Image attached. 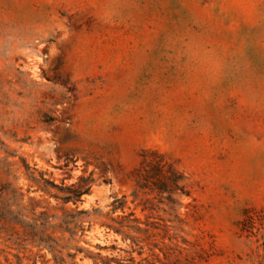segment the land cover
Returning <instances> with one entry per match:
<instances>
[{"label": "rangeland", "instance_id": "obj_1", "mask_svg": "<svg viewBox=\"0 0 264 264\" xmlns=\"http://www.w3.org/2000/svg\"><path fill=\"white\" fill-rule=\"evenodd\" d=\"M144 151L183 174L180 206L131 196ZM6 155L22 197L0 264H56L25 223L74 210L90 215L63 264H264V0H0ZM22 162L89 193L63 204Z\"/></svg>", "mask_w": 264, "mask_h": 264}, {"label": "trees", "instance_id": "obj_2", "mask_svg": "<svg viewBox=\"0 0 264 264\" xmlns=\"http://www.w3.org/2000/svg\"><path fill=\"white\" fill-rule=\"evenodd\" d=\"M9 157L11 155H6L3 159L0 158V220L12 224L13 220H16V217L20 215L17 209L19 208V201L22 195L19 189L14 187L8 179L11 167L14 165L8 161ZM22 168L29 182L37 190L48 194L49 189H57L61 195L55 198L59 199L63 204L71 203L75 205L83 195L89 193L91 181L88 179L81 178L74 185L59 188L40 176L36 179L34 171H30V168L24 163ZM130 178L132 182L131 196L134 200H137L140 196H144L143 203L149 202L148 196H153V199L158 198L160 200L159 203L166 202L171 206L170 209H172L180 206L176 198L188 196L183 174L154 151H144L142 153L141 160L137 167L132 170ZM123 200L124 197L116 199L113 202V212L117 209H123ZM12 207H15L16 211H12ZM92 213L100 214L98 210H93ZM89 215L87 211L74 210L65 211L60 218H56L55 216L48 215L45 211L40 212L36 218L32 219L31 223H25V237H27L30 243H38V246L47 250L52 255L56 264H63L64 259L61 256L63 248L59 247V243H64L63 239L65 235H68V239L72 240L77 230H81V223L83 222L81 218L88 217ZM101 216L108 220V214ZM110 221L116 224L117 227L108 225V223L102 226L107 230L113 231L115 234H123V220L117 223L113 219H110ZM135 222L137 221L135 220ZM135 230L137 232H146L139 229V227L135 228ZM56 234H59L60 237H56ZM75 251L76 253L83 252L81 249H75ZM84 252L86 258L93 260L92 254L87 251ZM74 256L70 254L66 255L69 259H74Z\"/></svg>", "mask_w": 264, "mask_h": 264}]
</instances>
